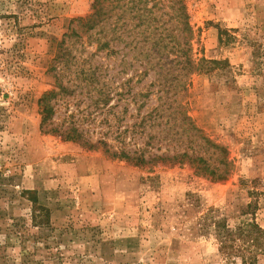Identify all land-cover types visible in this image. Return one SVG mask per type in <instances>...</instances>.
Returning a JSON list of instances; mask_svg holds the SVG:
<instances>
[{
    "label": "rangeland",
    "instance_id": "obj_1",
    "mask_svg": "<svg viewBox=\"0 0 264 264\" xmlns=\"http://www.w3.org/2000/svg\"><path fill=\"white\" fill-rule=\"evenodd\" d=\"M170 3L159 0L156 18L166 19ZM184 3L193 58L230 64L182 78L186 112L231 161L221 180L188 162L137 165L42 132L37 101L56 87L49 68L70 20L90 14L93 0H0V264H241L227 260L199 222L214 209L231 225L253 216L264 227V0ZM81 35L57 65L62 84L77 87L58 102L55 122L81 112L96 138L108 124L116 128L117 116L134 120L131 93L142 67L137 48L126 44L133 33H121L113 54L96 50L95 31ZM89 68L99 76L88 87L80 70ZM150 73L143 82L153 80ZM102 84L111 86L110 104L118 103L109 112L94 104ZM170 136L151 151L176 144Z\"/></svg>",
    "mask_w": 264,
    "mask_h": 264
},
{
    "label": "trees",
    "instance_id": "obj_2",
    "mask_svg": "<svg viewBox=\"0 0 264 264\" xmlns=\"http://www.w3.org/2000/svg\"><path fill=\"white\" fill-rule=\"evenodd\" d=\"M106 1L109 0H93V11L90 14L70 20V31L63 34L60 54L49 68L55 77L56 87L43 91L37 101L40 130L57 134L64 140L76 141L89 149L100 147L112 157L137 165L166 161L188 162L197 165L211 179H225L231 161L227 160L225 148L206 136L186 112L184 99L187 87L182 78L194 72L211 75L220 69L227 70L230 67L228 60L193 58V28L184 0H171L169 11L163 12L167 17L162 21L155 16V12L162 9L159 0H116L110 7L105 4ZM115 9L119 12H113ZM90 31L99 34L95 38L96 50L106 49L110 54L116 53L113 45L122 39V32L133 33L130 42L126 44L133 43V48H137L136 61L142 67L136 72V90L131 93L136 112L130 115L134 120L128 123L124 120L125 116H117L116 128L112 129L108 124V130L96 138L91 133L87 134L83 128L81 122L84 114L81 112L76 115L72 111L69 120L55 122L58 102L72 96L77 87L62 84L61 67L58 66L68 61L72 53L71 45L80 41L81 33ZM139 55L143 59L140 60ZM151 71L153 80L143 82ZM80 73H84L89 80L88 87L98 80L96 68L80 70ZM97 92L100 96L94 104L102 102L108 112L117 108L118 103L113 105L109 101L112 99L111 86L102 84ZM121 94L123 96L124 93ZM111 135L112 138H109ZM168 135L176 144H166L164 151H161V145H157L156 150L160 152H152L150 148L157 143L162 144ZM201 148L205 150L201 151ZM33 201L36 202L35 199ZM247 206L249 208L252 205L248 203ZM213 212L214 209H209L200 217L199 231L213 233L219 244V252L227 260L240 258L241 264H256L259 257L264 255V227L253 216L231 225L224 217L220 218Z\"/></svg>",
    "mask_w": 264,
    "mask_h": 264
}]
</instances>
